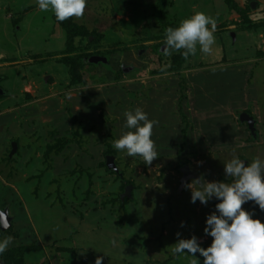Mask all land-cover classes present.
I'll return each mask as SVG.
<instances>
[{
  "label": "rangeland",
  "instance_id": "1",
  "mask_svg": "<svg viewBox=\"0 0 264 264\" xmlns=\"http://www.w3.org/2000/svg\"><path fill=\"white\" fill-rule=\"evenodd\" d=\"M194 11L217 22L213 53L165 56L167 28ZM70 19L72 35L35 0H0V264H202L171 247L209 246L218 201L186 185L264 158V0H86ZM136 107L157 122L150 165L113 147Z\"/></svg>",
  "mask_w": 264,
  "mask_h": 264
},
{
  "label": "clouds",
  "instance_id": "2",
  "mask_svg": "<svg viewBox=\"0 0 264 264\" xmlns=\"http://www.w3.org/2000/svg\"><path fill=\"white\" fill-rule=\"evenodd\" d=\"M42 11L51 10L58 21L73 16H83L86 0H35ZM216 20L201 11L183 19L176 27H168L165 34L163 54L173 52L184 58L195 56L198 50L211 55L215 44ZM125 128L128 131L113 141V147L125 151L128 156H140L146 165L158 157L152 139L156 121L150 120L141 108L126 110ZM225 176L232 179L209 181L203 176L186 187L192 191V203L200 201L207 205L215 198L216 211L207 216L205 233L213 237L212 243L203 247L196 236L181 238L171 247L174 254L188 253L203 257L202 264H264V221L243 205L254 201L264 210V158L259 156L250 162L234 157L225 162ZM4 228L8 225L5 223ZM180 236V233H177ZM12 238L0 240V257L8 250ZM115 243V241H113ZM199 253V256L197 255ZM96 264H102L97 258ZM191 264H198L193 259Z\"/></svg>",
  "mask_w": 264,
  "mask_h": 264
},
{
  "label": "water",
  "instance_id": "3",
  "mask_svg": "<svg viewBox=\"0 0 264 264\" xmlns=\"http://www.w3.org/2000/svg\"><path fill=\"white\" fill-rule=\"evenodd\" d=\"M253 7H256V2H253ZM234 40L236 39V35L235 34H232ZM99 60H104L106 61V58H101V57H96V58H93L92 61H99ZM3 90L0 88V93H2ZM241 120L242 121H247L252 132L255 134V120L253 118V116L249 115L248 113L244 112L242 115H241ZM14 146V149H13V153H15L17 151V147H18V144L17 143H14L13 144ZM108 166L110 168H114L116 170H118V167L117 165L115 164V156H108ZM186 175H188V171H189V167L186 166L185 169H184ZM133 186H129L127 187V191L126 193L123 195V199L127 196H132L131 195V190H132ZM11 220L12 218L10 217L9 215V210H1L0 209V222H1V226H2V229L6 230L8 228H10L12 226V223H11ZM7 223L8 227L7 228H4L3 225Z\"/></svg>",
  "mask_w": 264,
  "mask_h": 264
},
{
  "label": "trees",
  "instance_id": "4",
  "mask_svg": "<svg viewBox=\"0 0 264 264\" xmlns=\"http://www.w3.org/2000/svg\"><path fill=\"white\" fill-rule=\"evenodd\" d=\"M63 23H64L63 25H65V27L67 28L69 35H72L74 30L77 31L79 29L77 24H74V21L70 18L67 21L64 20ZM252 136H254V133L252 134ZM109 156H113V155H109ZM132 186L134 187V185Z\"/></svg>",
  "mask_w": 264,
  "mask_h": 264
},
{
  "label": "crops",
  "instance_id": "5",
  "mask_svg": "<svg viewBox=\"0 0 264 264\" xmlns=\"http://www.w3.org/2000/svg\"><path fill=\"white\" fill-rule=\"evenodd\" d=\"M257 4H258V2H256V6H257ZM233 34H235L236 35V33H233ZM233 37V36H232ZM236 38H237V36H236ZM236 40V39H235Z\"/></svg>",
  "mask_w": 264,
  "mask_h": 264
}]
</instances>
